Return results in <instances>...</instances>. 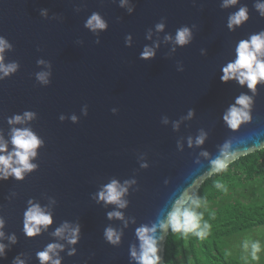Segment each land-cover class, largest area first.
<instances>
[{
    "label": "water",
    "instance_id": "obj_1",
    "mask_svg": "<svg viewBox=\"0 0 264 264\" xmlns=\"http://www.w3.org/2000/svg\"><path fill=\"white\" fill-rule=\"evenodd\" d=\"M254 3L238 0L223 8L222 0H129L130 14L120 0H0V36L12 45L5 63H19L16 73L0 80V136L8 151L13 149L12 127H28L43 141L32 161L38 165L34 171L22 181H0L5 222L0 243L6 245L0 264H14L17 257L24 264H40L36 254L50 243L64 245L61 264H137L131 257L133 247L139 251L136 230L164 219L182 196L193 197L215 175L212 161L225 143L250 148L235 161L264 149V86L257 87L249 122L233 131L222 120L237 96L253 95L235 81L221 82L220 69L235 59L239 40L264 30ZM241 6L248 7L249 20L230 31L228 17ZM93 12L108 24L98 34L85 27ZM162 17L165 28L157 32ZM182 26L192 29L189 45L165 40L171 36L174 41ZM149 30L151 39L146 38ZM128 34L130 47L125 46ZM156 45L154 59H140L145 46ZM40 59L51 64L47 86L36 80L38 72L48 71L37 64ZM181 63L184 71L178 72ZM189 109L193 118L183 119ZM25 111L36 118L23 125L8 123ZM164 117L168 124L162 123ZM201 131L207 138L198 146ZM112 180H135L123 197L128 202L123 209L97 202L96 194ZM29 200L53 217L46 231L31 238L23 230ZM112 211H120L123 220L109 219ZM65 222L80 227L74 246L53 235ZM108 227L122 233L118 245L105 240ZM169 230L157 231L163 237L162 264ZM13 234L16 243L8 239ZM72 247L76 254L69 256Z\"/></svg>",
    "mask_w": 264,
    "mask_h": 264
},
{
    "label": "clouds",
    "instance_id": "obj_2",
    "mask_svg": "<svg viewBox=\"0 0 264 264\" xmlns=\"http://www.w3.org/2000/svg\"><path fill=\"white\" fill-rule=\"evenodd\" d=\"M238 3V0H222L221 7L228 8ZM129 0H120V6L126 7L131 14L133 8L128 7ZM255 10L261 17H264V0H255ZM42 15L47 16L46 11ZM249 20V9L247 6H241L228 17L227 27L230 31L243 26ZM166 18L162 17L161 21L156 23L155 29L157 32H162L165 28ZM85 27L98 34V31L106 30L108 27L99 13L93 12L85 21ZM194 27V26H193ZM151 39V31L149 30L147 37ZM125 46L130 47L132 42L131 34L125 36ZM166 41H172L174 45L186 46L193 40L192 29L188 26H182L176 30L175 38L165 36ZM99 44V40L96 41ZM155 47L145 46L140 54L141 60L154 59L156 56ZM12 49L10 42L3 36H0V80L9 77L16 73L19 69L18 62L5 63V52ZM172 51H175L173 47ZM203 54V50H202ZM38 65H44L48 71H41L36 74V80L39 84L47 86L50 83L51 64L43 59L37 61ZM178 72L184 71V66L181 63L177 68ZM220 80L223 83L235 81L240 86H246L253 93L248 95L241 93L230 104L222 115V120L230 130H238L243 124L251 120V108L253 105L254 95L257 87L264 86V30L253 33L247 39H241L235 46V59L230 60L221 66ZM83 114L87 115V106L82 110ZM115 112V109H113ZM194 111L189 109L187 116L183 119H192ZM36 118V113L25 111L22 115H14L8 119L10 125H23L27 121ZM61 121L64 117H60ZM73 122L77 121V117H71ZM168 119H162L163 124H168ZM179 122H173V129L178 130ZM207 138V134L203 131L195 138L196 145H202ZM43 141L28 127H12L11 129V144L12 151H8V142L0 136V181L14 178L17 181H22L26 173L34 171L38 165L32 161L37 156V150L41 147ZM189 146L193 141L188 140ZM247 150H250L248 148ZM242 148L233 149L231 142L225 143L221 149L220 155L212 161V174H219L227 170L232 162H234L244 151ZM207 156V153H203ZM141 167H147V164H142ZM135 180L125 181L123 184L116 180L103 186L96 194L97 202L116 205L118 209H123L127 206V201L123 197L127 194L128 188L134 184ZM219 189H223L224 185L217 182L215 185ZM55 203V200L52 201ZM202 207L201 201L194 199L191 196H182L177 199L166 217L151 227L141 226L136 230V236L139 240V251L135 247L131 250V257L137 264H162V258L158 254L159 244L163 237L157 236V231L167 232L169 229L172 233L188 234L192 233L198 237H205L209 232V224L203 222V213L197 209ZM108 218H117L123 220V215L120 211H112L108 213ZM4 220L0 218V229L4 227ZM53 223L52 212L46 207H42L39 203L28 201V207L24 211L23 230L27 237H35L42 230H47ZM4 232L0 230V240L4 238ZM53 235L67 242L68 245H76L80 239L79 225H71L67 222L56 228ZM122 233L117 232L111 227L104 230V238L112 245H118L121 240ZM10 243H16V236L13 234L8 237ZM245 249L251 248V255L256 259V253L260 250L258 242H245ZM6 245L0 243V257L5 253ZM64 251V245L60 243H50L44 247L42 251L37 252V258L40 264H61L59 253ZM76 254L75 247L68 251L69 256ZM14 264H24L18 257L14 260Z\"/></svg>",
    "mask_w": 264,
    "mask_h": 264
},
{
    "label": "trees",
    "instance_id": "obj_3",
    "mask_svg": "<svg viewBox=\"0 0 264 264\" xmlns=\"http://www.w3.org/2000/svg\"><path fill=\"white\" fill-rule=\"evenodd\" d=\"M263 179L264 149L240 158L224 172L207 179L193 198L202 203L197 210L203 213V222L209 224V232L201 238L192 233H172L169 230L164 249L165 264H232L227 259L225 248H218V242L264 226V215L258 212L251 214L252 209L264 208L245 204L250 203V199L243 198L240 190L242 187L246 190L258 187L255 181ZM217 182L224 188H217Z\"/></svg>",
    "mask_w": 264,
    "mask_h": 264
},
{
    "label": "rangeland",
    "instance_id": "obj_4",
    "mask_svg": "<svg viewBox=\"0 0 264 264\" xmlns=\"http://www.w3.org/2000/svg\"><path fill=\"white\" fill-rule=\"evenodd\" d=\"M255 184H257L258 187H249V190H246L245 187L240 188L242 191L241 195L243 198L249 197L250 203H245L248 204V206L251 207L255 204L258 208H264V179L263 181L256 180ZM253 198L257 199L253 200ZM251 212L252 215L257 214V212L261 216L264 215V210H258L257 208L252 209ZM245 242L259 243L260 250L256 253V259L252 258L250 247L245 249ZM218 244L219 249L225 248L224 250L227 255V259L233 262L232 264H264V226L256 227L246 232L236 234L229 239H222L218 242Z\"/></svg>",
    "mask_w": 264,
    "mask_h": 264
}]
</instances>
